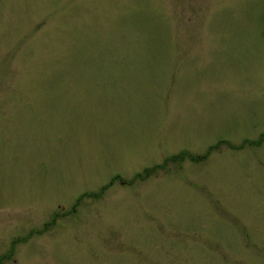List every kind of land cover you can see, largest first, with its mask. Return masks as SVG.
I'll use <instances>...</instances> for the list:
<instances>
[{"label":"rangeland","instance_id":"374dc122","mask_svg":"<svg viewBox=\"0 0 264 264\" xmlns=\"http://www.w3.org/2000/svg\"><path fill=\"white\" fill-rule=\"evenodd\" d=\"M0 264H264V0H0Z\"/></svg>","mask_w":264,"mask_h":264},{"label":"trees","instance_id":"16d2710c","mask_svg":"<svg viewBox=\"0 0 264 264\" xmlns=\"http://www.w3.org/2000/svg\"><path fill=\"white\" fill-rule=\"evenodd\" d=\"M259 143L260 142H256V145L255 144H253V143H249L248 145L249 146H258L259 145ZM247 144V143H246ZM214 147H212L211 149H213ZM212 151V150H211ZM185 155H179V156H176V157H174V158H172L171 160H176V159H178V160H180L181 161V159H183V157H184ZM167 163V162H166ZM164 165V164H163ZM163 167V166H162ZM152 171V170H151ZM150 172V171H149ZM145 174H146V176L148 175V171L147 172H145ZM138 178H141L139 175H138ZM106 189V188H105Z\"/></svg>","mask_w":264,"mask_h":264}]
</instances>
